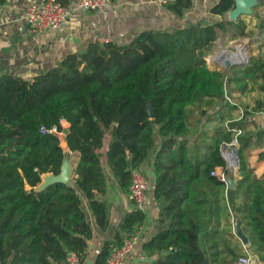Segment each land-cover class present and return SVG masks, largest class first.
I'll use <instances>...</instances> for the list:
<instances>
[{
	"label": "trees",
	"instance_id": "1",
	"mask_svg": "<svg viewBox=\"0 0 264 264\" xmlns=\"http://www.w3.org/2000/svg\"><path fill=\"white\" fill-rule=\"evenodd\" d=\"M165 5L182 15L193 0H166ZM233 6L234 0H216L209 12L222 18L211 23L142 29L124 43L90 41L30 79L0 73V264H66L70 251L83 262L92 228L80 193L105 229L103 155L119 187L128 190L131 171L153 152L156 135L153 195L161 203L163 227L143 251L150 258L159 254L152 264H202L198 217L204 212L187 200L206 202V195L192 194L200 177L224 187L210 170L224 164L219 144L231 132L214 140L204 161L191 162L182 138L188 131L184 110L198 97H225L224 72L210 68L205 56L219 30L231 37L247 34L240 17L225 18ZM250 60L244 73H257L259 62ZM149 101L153 116L146 110ZM61 118L69 124L66 132ZM53 125L79 153L76 176L71 183L36 189L44 174L60 171L64 156L60 135L41 130ZM106 135L110 139L103 151ZM252 188L246 214L264 260V179H254ZM144 218L143 211L132 210L120 231L130 237ZM122 242L119 236L105 241L94 264H105Z\"/></svg>",
	"mask_w": 264,
	"mask_h": 264
},
{
	"label": "crops",
	"instance_id": "2",
	"mask_svg": "<svg viewBox=\"0 0 264 264\" xmlns=\"http://www.w3.org/2000/svg\"><path fill=\"white\" fill-rule=\"evenodd\" d=\"M32 1L40 0H4L0 3V73L30 79L56 64L65 54L82 50L88 42L98 40L99 36L124 43L142 29L175 28L192 21L211 23L222 18L209 12V7L216 0H193V5L182 15L167 8L166 0H111L104 10L79 9L56 29L32 32L25 20V8ZM239 17L246 25L247 34L231 37L228 32L219 30L211 52L205 57L210 68L224 72L225 97H198L184 110L188 131L182 138L191 162L204 161L208 157L214 140L226 131V121L241 128V166L238 172L232 174V187L224 191L225 188L215 181L200 177L192 194L200 198L206 195V202L197 205L193 202L195 198L187 200L195 211L204 212L198 217L202 225L200 245L209 258V264H237V258L246 253L251 264H264L261 259L263 251L246 214L253 193V180L264 179V14H240ZM237 46H243L249 56L246 62L241 58L240 50L235 56ZM220 49L229 54L220 57L217 53ZM225 58L229 60L228 65L224 62ZM250 58L260 64L257 73L243 71V66L251 62ZM68 126V122H64V132ZM60 139L64 140L63 134ZM109 139L110 136L106 135L103 151ZM159 139L156 135L154 150ZM154 150L139 167L149 180L143 211L145 218L137 227L140 239L124 264H152L159 255L150 258L143 251V244L163 227L158 221L161 203L153 195ZM64 151L68 153L73 169L71 183L76 176L74 168L79 153L68 146ZM102 162L107 185L100 198L107 206L108 223L105 229L98 226L88 199L80 193L82 209L92 228L83 264H94L105 241H114L118 236L122 240L127 237L120 231L119 224L127 213L135 210L128 190L119 187L105 155ZM233 209L240 216L247 244H243L234 233Z\"/></svg>",
	"mask_w": 264,
	"mask_h": 264
},
{
	"label": "built area",
	"instance_id": "3",
	"mask_svg": "<svg viewBox=\"0 0 264 264\" xmlns=\"http://www.w3.org/2000/svg\"><path fill=\"white\" fill-rule=\"evenodd\" d=\"M110 2L111 0H71L69 3L63 4L59 0L32 1L28 3L25 8V20L29 30L32 32L56 29L76 10H104L109 6ZM98 40L101 42L109 41L108 38L103 36H99ZM238 48H241V46H237V49ZM61 121L63 123L65 122L63 118H61ZM41 130L57 133L60 137L63 134V131L58 130L55 125L49 128L42 126ZM226 130L231 132V137L222 140L219 144V151L224 160V164L215 166L210 170L211 175H214L219 181L224 183V191L228 188V177L238 172L241 166L239 143L241 128L226 121ZM148 188L149 180L147 175L139 168L133 169L131 171L128 193L132 199L135 210H145ZM139 239L140 230L137 228L130 237L123 240L121 245L113 249L105 264H124L126 258L134 250ZM65 260L66 264H83L80 257L73 251L67 253ZM237 264H251L248 254L240 255L237 258Z\"/></svg>",
	"mask_w": 264,
	"mask_h": 264
},
{
	"label": "water",
	"instance_id": "4",
	"mask_svg": "<svg viewBox=\"0 0 264 264\" xmlns=\"http://www.w3.org/2000/svg\"><path fill=\"white\" fill-rule=\"evenodd\" d=\"M260 0H234V6L228 10V18L229 19H237L240 14L242 13H252V6L258 3ZM243 47V46H241ZM225 64H229L228 59H224ZM146 110L149 113L150 116H153V108L151 101L148 102L146 106ZM62 147H67L66 140L61 141ZM73 173V169L71 166V163L69 161L68 153L64 151V156L60 165V171L56 174L54 173H46L42 177V181L36 186V189H42L45 186L60 181V182H69L71 179ZM228 187H232V176H229L227 179ZM232 215L234 218V233L235 235L242 241L243 244H247L248 238L246 234L243 232L242 225H241V219L236 210L233 209ZM202 264H209V258L207 254L204 253V258L202 261Z\"/></svg>",
	"mask_w": 264,
	"mask_h": 264
},
{
	"label": "rangeland",
	"instance_id": "5",
	"mask_svg": "<svg viewBox=\"0 0 264 264\" xmlns=\"http://www.w3.org/2000/svg\"><path fill=\"white\" fill-rule=\"evenodd\" d=\"M252 10H253V12L252 13H242V14H264V0H260L258 3H256L255 5H253L252 7ZM226 14H228V12L226 13ZM221 50L222 49H220V51L219 52H217L218 53V55L221 57L222 55L220 54V52H221ZM244 51H245V49H244ZM211 52V51H210ZM209 52V53H210ZM236 52V51H235ZM246 52V51H245ZM208 53V54H209ZM207 54V55H208ZM206 55V56H207ZM217 55V54H216ZM205 56V57H206ZM248 55H247V53H246V57H241V58H243V60H245L244 62H246L247 61V59H248Z\"/></svg>",
	"mask_w": 264,
	"mask_h": 264
},
{
	"label": "bare ground",
	"instance_id": "6",
	"mask_svg": "<svg viewBox=\"0 0 264 264\" xmlns=\"http://www.w3.org/2000/svg\"><path fill=\"white\" fill-rule=\"evenodd\" d=\"M239 50H240V56H241V57H246V52L244 51V48H243V47L238 48L237 51L234 52V53H235V56L239 53ZM220 54H221V55H224V54H225V56H227L229 53H226V51H221ZM231 55H232V54H231ZM238 58H239V57H238Z\"/></svg>",
	"mask_w": 264,
	"mask_h": 264
}]
</instances>
